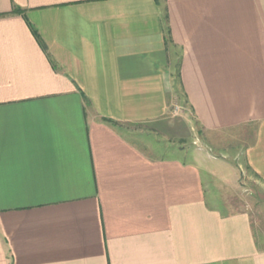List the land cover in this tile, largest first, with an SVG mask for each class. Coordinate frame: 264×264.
<instances>
[{"label":"crops","instance_id":"0c3cea01","mask_svg":"<svg viewBox=\"0 0 264 264\" xmlns=\"http://www.w3.org/2000/svg\"><path fill=\"white\" fill-rule=\"evenodd\" d=\"M205 174L264 183V0H0V264H264Z\"/></svg>","mask_w":264,"mask_h":264},{"label":"rangeland","instance_id":"374dc122","mask_svg":"<svg viewBox=\"0 0 264 264\" xmlns=\"http://www.w3.org/2000/svg\"><path fill=\"white\" fill-rule=\"evenodd\" d=\"M179 91L176 85L177 101L174 105L169 107L168 116L172 126V133H174L175 136L183 138V140H181V138L178 137V142H176V144L180 146V144L183 145L187 143V145L190 144V148H198L206 145L203 144L204 142L211 143L212 145H215L216 142L219 144L222 142H230L231 133L212 134L200 129L189 113L185 100L182 95H180ZM158 152L161 153L162 151L158 150ZM162 154L169 156L175 155L184 159L192 158L190 154H180L176 150H170L169 152L164 151ZM225 175H228V177L225 176L228 184L223 187L221 186V188L219 187L220 189H216L217 183L215 179H210L208 174L204 175L205 180L208 181V198L214 199L215 197V202L227 206V211L230 213L247 211L256 224V232L259 235H264V183L251 174H236L235 179L229 174ZM215 192L217 194H215Z\"/></svg>","mask_w":264,"mask_h":264},{"label":"trees","instance_id":"16d2710c","mask_svg":"<svg viewBox=\"0 0 264 264\" xmlns=\"http://www.w3.org/2000/svg\"><path fill=\"white\" fill-rule=\"evenodd\" d=\"M14 13H19V10H15Z\"/></svg>","mask_w":264,"mask_h":264}]
</instances>
